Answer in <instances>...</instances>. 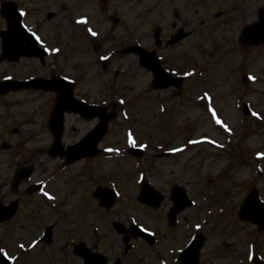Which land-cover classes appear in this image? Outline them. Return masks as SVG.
Wrapping results in <instances>:
<instances>
[{"label":"rangeland","instance_id":"374dc122","mask_svg":"<svg viewBox=\"0 0 264 264\" xmlns=\"http://www.w3.org/2000/svg\"><path fill=\"white\" fill-rule=\"evenodd\" d=\"M15 1L20 8L31 2ZM106 1L103 8V0H45L44 14L36 15V9H25V24L35 28L40 41L45 42L42 45L48 57L44 63L36 59L0 61V79H50L58 75L73 82L75 98L87 103L116 104V117L99 144L98 158L63 169L61 162L46 152L51 136L45 124L55 95L20 91L0 97V141L9 145L0 150V185H6L0 189V202H7L3 196L13 174L32 166L34 173L22 186L41 182L57 196H63L58 201L67 202L56 215L60 220L55 234L63 235V240L70 233L69 221L79 229L88 223L105 236L111 253L116 252L119 238L111 222L119 221L126 227L133 222L153 229L157 240L149 249L140 240L131 242V261L126 264H137V253L153 256L143 264H175V256L195 233L205 237L200 264H252L254 257L264 262V232L237 217L251 188L259 191L264 202V46L246 43L244 52L237 48V36L256 20V11L264 8V0ZM181 6L188 9L190 22L194 20L189 30L195 34L182 43L187 57L182 59L178 51L174 60L186 63L195 74L189 76L184 88L187 92L154 91L151 76L138 68L135 57L118 50L133 40L152 48L156 27L162 29L166 39L171 33L169 23L174 20L168 13ZM47 12L55 17L47 20ZM216 12L221 16L212 19ZM83 14H88L89 20L78 28L74 22ZM112 14L120 19L119 24L108 21ZM201 20L206 24L200 28ZM3 27L0 17V29ZM85 30H95L96 35L90 37ZM54 36L59 38L57 45ZM222 45L228 48L222 50L221 56L212 54L216 46ZM104 56L111 58L106 70L101 67L102 61L108 59ZM245 58L250 62L248 76H244L248 85L240 81L243 76L239 74ZM215 61L218 67L212 65ZM112 68L118 69L120 76H113ZM242 104L250 109L249 116L242 115ZM64 118V144L75 142L94 125L71 114ZM198 137L201 140L196 145L193 142ZM134 140L146 147L142 167L149 182L166 198L160 215L132 199L140 186L137 179L141 173L125 152ZM110 185L118 193V202L103 212L96 209L91 193L96 186ZM173 185L185 188L193 206L180 215L178 226L170 231L161 217L170 205L167 197ZM39 198L31 199L37 202L36 207H41ZM31 207V203L23 204L17 217L20 235L24 234L23 221L33 225V211L28 213ZM61 213L66 216L65 223ZM50 222L53 220H45L41 227ZM72 236L77 241L84 239L76 231ZM41 249L28 260L21 259L26 260L22 264H37ZM251 252L253 256L248 258ZM116 256H120L118 251L108 258ZM73 258L66 252L59 255L61 264H80Z\"/></svg>","mask_w":264,"mask_h":264},{"label":"water","instance_id":"95a60500","mask_svg":"<svg viewBox=\"0 0 264 264\" xmlns=\"http://www.w3.org/2000/svg\"><path fill=\"white\" fill-rule=\"evenodd\" d=\"M5 19L8 22L7 30L0 33L3 53L2 56L8 60L17 59L20 56L32 57L38 55L40 58L43 57L42 53L38 51L35 47V43L31 37L21 28V19L12 9V11L6 10ZM251 37V35H253ZM244 35L252 43L258 44L264 41V11L260 13L259 22L254 26L247 29ZM25 41L27 43L26 47H20V43ZM141 54V53H140ZM143 54H141L142 56ZM144 58V56H142ZM145 60L149 63L148 58ZM171 83L168 76H156L154 86L155 87H167ZM58 81H46L43 79H34L28 82H14L5 81L0 83V95L7 93L9 90H17L21 88H31V89H44L53 90L57 93L58 98L55 104V108L52 112L50 119V129L55 136V142L53 146V153L59 150V138L62 128L63 112H73L80 113L82 116H88L89 118L95 115H100V110L96 107L90 108L85 107L81 103L75 102L71 97V88L65 87ZM104 114L103 112H101ZM245 113L247 110L245 109ZM102 120L95 128L93 132L88 134L80 143L72 147L68 153L67 162H71L79 157L92 156L96 153L95 145L99 139L103 136L107 129V123L111 120V115H100ZM136 154V152L134 153ZM30 169H24L19 171L14 178V185H16L23 177H26L30 173ZM144 195L141 194L139 200L145 203L152 204L153 206H158L161 198L159 196L153 195L154 193L145 187ZM97 193V192H96ZM104 202L101 200V204L104 207H109L113 204L114 198L111 192L105 191ZM171 200L173 201V208L171 209L169 215L173 217L177 212L186 208L189 203L186 201L184 192L181 188L174 187L171 194ZM16 203H12L7 208H0V219L8 218L15 210ZM238 218L242 221L250 222L257 226L259 231H264V205L259 201L257 197V191L255 189L251 190L247 197L244 199L242 206L238 213ZM127 243V239L125 238ZM204 239L201 235H196L191 244L179 255V264H198L199 255L198 252L203 245ZM78 254L84 258L85 264H104L97 263L96 261L89 258L82 245H79ZM98 257L94 255V259ZM89 258V259H88ZM0 264H7L5 261L1 260ZM256 264H259L256 262Z\"/></svg>","mask_w":264,"mask_h":264},{"label":"flooded vegetation","instance_id":"af4514ba","mask_svg":"<svg viewBox=\"0 0 264 264\" xmlns=\"http://www.w3.org/2000/svg\"><path fill=\"white\" fill-rule=\"evenodd\" d=\"M12 1L16 2V4L18 5L17 1H15V0H12ZM44 4H45V0H31V2H29L27 4V7H22V9L24 11H25V9H28V10L36 9L34 12V15L42 14V13L44 14V11H45V8L43 6ZM102 5L104 8L107 5V1L103 0ZM18 7H19V5H18ZM168 14H170L171 18L174 19L169 23L171 33H169L165 39L162 36L163 32H161V35H160L161 43H160V45H156V44L154 45V52L158 56L161 67L164 70H166L171 76H190V67L187 66L186 63L185 64H177L178 62H176L174 60V58H178V51H181L180 54L182 56V59L184 57H187L188 52L182 50V49H184L183 48L184 45H182V43L185 40H183L182 42L180 41V42H178L172 46L168 44V41H170L171 38L173 39V38H176L178 36V30L179 29L183 30V32H190V35H192V32L189 31L188 28L191 24H193L194 20H192L190 22L189 16H188V9H185L184 6H181V7H179V9H176V10L172 9L171 11H169ZM81 18H83L84 20H86V19L89 20V15L83 14L79 17V19H81ZM107 18H108V21L110 23L114 24L113 22H111L109 17H107ZM210 22H212V21H210ZM117 23H118V21H117ZM84 24H85V21L80 23V25H78L77 27L80 28L81 25H84ZM204 24H206V22L204 20H201L199 23V27L200 28L203 27ZM244 28L245 27H243V29ZM34 30H35V28H34ZM86 33H87V31H86ZM240 36H241V33L237 36V48L241 52H244L246 46L244 44H241L238 41V39H240ZM164 48H167L168 51H165ZM224 48H228V47H224L223 45L222 46H216V48L213 50L212 54L217 53L218 56H221L222 50ZM207 52H204L205 55L211 57L212 54L207 53ZM223 55H224V53H223ZM208 61H209V59H207V62ZM248 61H249L248 58H245L241 62L242 64H241L240 70H239V74L241 76L247 75L246 71L249 69L248 67L250 64V62H248ZM218 64H219L218 61H215L212 63V65L215 67H218ZM104 69H106V67H104ZM115 76H118V74H115ZM4 187L6 188V185H0V189L4 188ZM7 189L8 190H5L6 194L3 196V198H5V199L7 198L6 199L7 202H5L3 204H7L13 200L12 187L8 186ZM17 192L18 193H17L16 199H18V201H19L18 202L19 206H20V204L26 203L24 201L25 200L24 198H27V200L30 199V197H27L28 195L25 193V187H21ZM51 195L53 197H55V199L60 197V196H57L56 193H52ZM8 198H10V200H8ZM164 202H165V200H164ZM164 202L162 203V205L158 209H151L148 207H145V208L150 212L159 213V215H160V210H161L160 208L163 206ZM40 204L42 205L40 211L45 214L44 219L53 220V223L51 224L53 226L51 238L49 239V241H45L42 239V234H43L42 232H44L48 226H45L41 230V233L39 234V236L35 238V233H37L39 228H40L36 224L40 223V221H39V219H35L36 216H34L33 225L31 227L27 226V225L25 227L24 226L21 227L24 231V234H23L24 237L22 238L23 244H28L35 238L36 245L37 246L39 245L42 248L41 251L39 252L38 259L35 260V261H37V264H61V262L59 260V255L64 253V252L68 253L69 255L74 257L73 259H75L78 263L82 264L81 258L76 256L73 252V248L77 243L74 241L75 237L70 235L72 233V231H70V233L67 235V237H68L67 240L62 239L63 235L58 236L55 234V231L58 229L57 223L59 220L56 216L59 214L57 207L53 206V205H47L43 200H41ZM31 208H33V207H31ZM169 208H170V205H168V208L165 211H163V216L161 217V219L163 218V222L165 221L166 224H167V212H168ZM31 211L32 210H28V213L32 214ZM35 212H36V210H33V214ZM18 213H20L19 207H18L17 214ZM179 216L177 217V225H175L174 227H169L167 225L168 230H170V231L175 230V228L178 226ZM13 220H14V218L0 224V250L1 251H5V252H11L12 251L13 252V247H14L13 234H15V232H17V226L16 225L13 226V224H14ZM23 223H24V221H23ZM28 227H29V229H28ZM152 231H154V230L152 229ZM127 234L129 236H131L132 233L127 231ZM120 239H121V237H120ZM93 242H95V244ZM84 244H85V247L88 251V254L100 253L102 256H104L107 259V261H108L107 264H115V262L118 260H119V264H126L127 262L131 261V260H129V259H131L130 258L131 249H129L128 251H125L123 248L122 249L117 248L116 252L113 251L111 253V249L109 248L108 242L106 243L105 236L103 237V234H101L100 237L97 238L96 241H94L93 236L90 235L89 237L86 238ZM117 251L119 252V255H122V257L116 256V258L109 260L108 257H111V255H114V256L117 255ZM152 258H153V256L151 254L137 253L135 261L137 264H143V261H147V260H150Z\"/></svg>","mask_w":264,"mask_h":264},{"label":"snow or ice","instance_id":"6c2138e0","mask_svg":"<svg viewBox=\"0 0 264 264\" xmlns=\"http://www.w3.org/2000/svg\"><path fill=\"white\" fill-rule=\"evenodd\" d=\"M92 35H96V33H94V32H93V33H92ZM250 78H251V77H250ZM217 123H220V121H219V120H217Z\"/></svg>","mask_w":264,"mask_h":264}]
</instances>
